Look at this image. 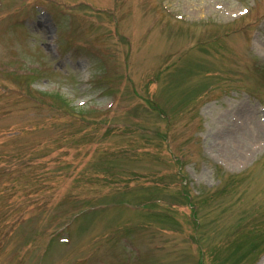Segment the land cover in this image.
Returning <instances> with one entry per match:
<instances>
[{
    "label": "rangeland",
    "instance_id": "obj_1",
    "mask_svg": "<svg viewBox=\"0 0 264 264\" xmlns=\"http://www.w3.org/2000/svg\"><path fill=\"white\" fill-rule=\"evenodd\" d=\"M125 0H118L117 2L108 1V10L112 14L110 18V24L116 29L115 35L123 34L126 37V40L131 44L137 42L141 39L142 43H146L147 40L150 43L151 47L159 46L163 44V41L159 38L154 39L152 36L155 32H151L149 35H144V32L140 29L136 30V22L133 19V6ZM127 1V0H126ZM250 0H142V9L139 11V14L143 17L144 20L148 21L147 13L151 10H163L166 15V11L170 10L177 15H181L183 19L190 21H197L194 24L195 32L190 31L189 37L194 38V35L198 32H205L206 37H210L209 34H213L214 31H217V35L225 33L219 27L208 25L203 23L207 19L216 18L217 20L227 21L231 20L234 17L233 15H240L239 10L244 13V9L247 5L251 4ZM80 3H85L89 6L99 7L97 0H16L11 2L8 0H0V60L8 57L11 60L20 61L21 51L25 47L29 48H41L44 45V42L41 38H44L47 42L45 46L47 51L51 53L52 56H55V59L58 62H54L55 67L59 70L62 69L66 63L64 57L59 58V55H56V38L54 37L55 27L50 20L51 8L53 7L56 10H61V7L72 5H78ZM43 8L46 10L49 8V11L44 12H31L33 10H39ZM150 8V9H149ZM227 9L229 15L225 14L224 11ZM62 29L59 35L61 39L63 34H68L71 36L70 46L76 45L81 46V48H88L86 45L89 42H92L93 38L87 32L76 33V38L73 37L71 29L74 26H78L83 23H88V20H85L81 17H76L74 19L70 18V13L63 11ZM126 13L125 15L120 14ZM34 15H37L34 18ZM252 12H250L245 17H250ZM34 18V23L36 27L32 29L29 25L30 18ZM154 17H158L154 15ZM174 20V17H172ZM256 16L254 24V32L251 37L250 46L245 43L241 45V40H236L239 47L244 51L248 47L249 52L253 55H259L264 59V51L259 50L256 45L257 38H260L264 42V18ZM242 20V18L240 19ZM182 21H176L179 25ZM190 23L189 21H187ZM202 22V23H201ZM14 23L18 29L2 31V28L5 25ZM245 24L242 25H246ZM183 25H188L183 23ZM155 30L158 28V24H155ZM183 27V26H182ZM236 27H228L225 30H233ZM187 32V31H186ZM209 34H208V33ZM188 33V32H187ZM58 34V31L57 33ZM260 34V36H259ZM150 37V39H149ZM241 37V36H238ZM212 38H210L211 40ZM172 43L175 41V37L172 39ZM225 40H229L228 37H225ZM235 41V42H236ZM186 42V41H182ZM168 44V41H164ZM192 43V41L190 42ZM74 48V47H71ZM154 50V49H153ZM242 52V51H241ZM242 58V68L247 69L249 72H252V68H257L259 65L254 63L250 58V55L246 53H241ZM189 52H185L181 55V60L188 56ZM87 54V53H86ZM53 59V60H55ZM135 61V57L132 58ZM193 64L188 66L185 71L186 82H178V84H172L169 89L175 94L180 92L188 93L194 87V85L205 78L208 75V71L204 66H207L205 62L202 64L200 61L193 56ZM236 63V62H234ZM16 65V63H14ZM99 66H102V70L99 69ZM52 73L56 78L58 83L61 86H58L60 89H66L68 87H75L78 89L76 91L77 95H81L79 98H83V102L88 104V108L83 110V113L86 115L92 114L93 118L98 117L97 108L100 111H106L112 120H116L118 106L120 114L122 115L115 124H118L122 121L123 116L126 112L132 111L137 113L139 109L133 108L129 109L126 107V99L122 101V97H117L113 102L109 99V96L106 94L107 87L105 86V80L102 82H97L98 77L112 76V73L109 71L108 66L102 62L100 65L95 64L92 60H89L88 63L85 60V57L75 58L71 62V71L72 74L77 78V83L69 85L71 76L68 77V80L59 73H54L49 68H46ZM100 71V75H97L96 72ZM135 81H140L144 79V75L134 74ZM261 77V83L263 84L261 89L254 88L253 83H255L250 77H246L245 86L248 88L251 93L246 90H235L231 89L228 91L217 89L213 92H210L204 102L201 104L200 109L193 112L189 109L178 110L175 113L174 118H180L181 123L190 120V118L195 115L193 122L194 125H185L177 128L175 136L174 133H171L173 137V144L179 150L180 156L183 161L182 170L183 174L180 177L170 180L158 179L154 175V171L159 170L160 165L164 166V171L162 173V178L167 176L168 170L173 174H176L178 165L174 163L170 156L165 152L159 151L157 153L154 147L149 146L148 155L146 157H140V160L137 161L138 157H133L132 155H124L121 165L117 167H112L110 170H105L106 166H101L95 168L94 161H89V158L96 159L98 157L99 150L106 149L109 151L110 147L117 148L116 152H127L128 144L131 140H141L138 135L132 136H123V135H111L105 137V145L101 148H96L94 145L89 147L87 155L84 158V163L81 164L78 162L76 157L78 154L75 152L70 153L68 149L60 150L53 152L52 154L46 155L44 150L47 149V144L50 141L49 149H52L56 142H54L53 137L56 139L61 138V130L64 128V125L57 128L50 124H46V130L42 131L39 134V131L35 134L17 141L10 142L4 145H0V247H5L8 250L18 246V242L26 239L25 237L29 232L32 231H41L42 224H49L51 222L58 223V212L57 208L63 204L70 207L72 210L77 209L86 204L88 201L87 195L93 194L97 196L98 201L109 199H116L118 196L123 195L124 191L128 189V185L136 188V191H150L155 186L159 189L158 199H163L166 196L171 197L175 200L181 201L178 199V190H180V180H186V184L194 191V195L197 196L201 191H211L215 190L216 185L219 183V178L217 176L218 170L216 166L220 165L223 167L224 171L227 173H236L241 174L243 171L248 169L254 164V162L259 161V166L254 167L252 170H248L245 173V176L251 178V185L257 184L251 188V191L248 190L246 198H250L249 202H261L264 195L260 194V190H264V140H261L264 137V80ZM62 78V79H61ZM4 82L0 84L4 85L5 88H14L16 90H21L22 85L13 80H7L5 78L1 79ZM7 82V83H5ZM64 86V88L62 87ZM142 94H147V87L149 84H143ZM161 87V86H160ZM160 87H158L155 92L150 93V96H154V100L160 101L162 104H167L162 102L159 93ZM214 93V94H213ZM13 94H17L16 91H13L9 94V99L2 100L0 99V108L7 112L5 117L8 120H4V123L13 122H29L37 121L38 115L34 106L27 101L15 96L12 99ZM103 95L107 99H103ZM113 99V98H112ZM134 99V98H133ZM129 100V103L133 101ZM20 104L25 109V113H20L18 109L13 108V104ZM92 104L95 105V109H92ZM196 102H193L191 105H195ZM255 116V117H254ZM90 118V116H88ZM257 117V118H256ZM0 115V119H6ZM154 116L151 115L149 119L141 117L138 120V124H141L145 127H148L149 120L151 121ZM10 120V121H9ZM156 126H165V122H156ZM198 126V132L193 131L194 128ZM33 125H22V126H8L0 125V141H4L6 138L14 136L13 139L17 140L22 138L25 134L31 132ZM189 133V134H188ZM188 134V136H187ZM37 135V136H36ZM52 136V138H50ZM40 137V140H39ZM188 138L189 141L185 142V138ZM7 142V141H6ZM5 142V143H6ZM41 144L42 149L39 146ZM103 145V144H102ZM166 147V145H165ZM163 147V149H165ZM58 148L57 146L54 148ZM44 152V156H41ZM64 154V155H62ZM248 155V161L245 164L233 165L227 164V161L230 157H240L242 155ZM41 157H45L44 159ZM55 158V161L52 164H48L47 160L50 158ZM20 159H26V163L36 167L37 173L41 178H44V183H48L50 176L56 175V177L50 181L52 188L46 190L47 196L51 199L49 200V205L46 203V214H42L44 208L34 210L32 204L34 202L26 196L31 187L28 184H25L22 189L15 182L12 185V180L14 174L21 173L20 170L15 172V169H18L20 166L18 162ZM103 160L113 159V156L104 153ZM152 159V160H151ZM33 161V162H32ZM154 161L156 164L151 163ZM164 162V164H163ZM36 163V165H34ZM29 171L26 170L25 173ZM100 175L98 179L96 175ZM179 176V175H178ZM243 178V183L246 184L245 187H250L249 184L245 183ZM180 179V180H179ZM154 180V182H153ZM88 184L89 189L86 191L85 202L81 196L75 195L82 189L83 185ZM242 184V183H241ZM8 187V188H6ZM46 187V186H45ZM48 188V187H46ZM10 189V190H9ZM52 189V190H51ZM242 189H245L242 187ZM8 190V191H6ZM6 191V192H5ZM14 191L16 195L12 196ZM141 193V192H140ZM205 203L208 201L204 198H208V194L204 192L200 196ZM161 200H156L159 205ZM210 204V203H208ZM157 205V206H158ZM76 206V207H75ZM213 205V210L216 211ZM208 206H204L205 211L201 213L202 217L206 220V227L204 234L206 236V243L210 246H213L217 243L218 238L215 235L214 225V215L211 209H206ZM51 208L52 211H51ZM147 208V207H146ZM50 209V212L48 210ZM145 209V208H143ZM55 212H54V211ZM116 214L118 211L116 208H113ZM209 215V222L207 223V214ZM110 211L105 210L102 212L104 216L108 215ZM191 213V212H190ZM186 214H189L188 210H183L179 208V211L175 213V216L180 220L185 227L189 226L188 221H190V216L187 217ZM257 220H251L247 227L242 231L244 235L250 237L248 234L249 228L254 229L256 233H264V223L253 226L254 222L262 221L264 219V213H259ZM144 219V218H143ZM260 221V222H261ZM211 224V225H210ZM30 226V229L27 227ZM81 227V225H79ZM74 231V230H73ZM38 240L34 241L31 245L33 251L28 252L25 255V264H29V259L32 253L37 251L38 241L42 238L38 235ZM47 233L44 230V234ZM70 239H63L61 244L62 248L70 246L71 236L74 234L69 228ZM220 234V233H219ZM169 237V236H167ZM237 237H234V239ZM250 240L251 237H250ZM234 240L230 239V243H233ZM188 244L193 248L192 252L195 255L199 254L198 246L194 241H189ZM183 249H188V245L185 243ZM219 257L214 260L212 263L207 264H231L223 263V258L227 257L230 252L228 248V243L224 246H220ZM182 247L179 246L177 249L167 248L164 251L158 250L155 251V258L157 262L163 264H179V259L181 256ZM12 253V252H11ZM49 257H55L50 255ZM59 256H57V259ZM69 259V257H64ZM9 259V257H8ZM3 259L0 254V264H9L11 260ZM35 260V256L33 258ZM248 258H244L241 262H236L235 264H249ZM32 264H44L40 259L34 261ZM62 264V263H59ZM96 264H98L96 262ZM252 264H264V254L258 259L254 260Z\"/></svg>",
    "mask_w": 264,
    "mask_h": 264
},
{
    "label": "bare ground",
    "instance_id": "obj_2",
    "mask_svg": "<svg viewBox=\"0 0 264 264\" xmlns=\"http://www.w3.org/2000/svg\"><path fill=\"white\" fill-rule=\"evenodd\" d=\"M260 48L264 51V45L260 44ZM264 139V137H262ZM248 161V155L244 154L240 157L229 158L227 164L240 165L245 164Z\"/></svg>",
    "mask_w": 264,
    "mask_h": 264
}]
</instances>
